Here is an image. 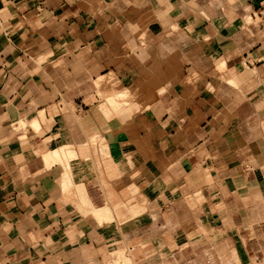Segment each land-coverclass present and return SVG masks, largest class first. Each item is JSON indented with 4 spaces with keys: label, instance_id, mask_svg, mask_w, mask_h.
Segmentation results:
<instances>
[{
    "label": "crops",
    "instance_id": "0c3cea01",
    "mask_svg": "<svg viewBox=\"0 0 264 264\" xmlns=\"http://www.w3.org/2000/svg\"><path fill=\"white\" fill-rule=\"evenodd\" d=\"M111 262L264 264V0H0V264Z\"/></svg>",
    "mask_w": 264,
    "mask_h": 264
},
{
    "label": "bare ground",
    "instance_id": "6f19581e",
    "mask_svg": "<svg viewBox=\"0 0 264 264\" xmlns=\"http://www.w3.org/2000/svg\"><path fill=\"white\" fill-rule=\"evenodd\" d=\"M135 98H136L135 95H133L130 91H126V92H123L122 94L116 96L113 100H115V104L125 105V104H129Z\"/></svg>",
    "mask_w": 264,
    "mask_h": 264
},
{
    "label": "rangeland",
    "instance_id": "374dc122",
    "mask_svg": "<svg viewBox=\"0 0 264 264\" xmlns=\"http://www.w3.org/2000/svg\"><path fill=\"white\" fill-rule=\"evenodd\" d=\"M107 99H108V96H107ZM108 102V101H107ZM111 104V103H110ZM113 106L115 107H118L120 105H115V104H112ZM68 155L71 156L72 153L70 152H67L66 150H63L61 153H57L56 154V157H57V160L58 161H61V160H66V158H68ZM111 264H115V262H111ZM124 264V263H123Z\"/></svg>",
    "mask_w": 264,
    "mask_h": 264
}]
</instances>
